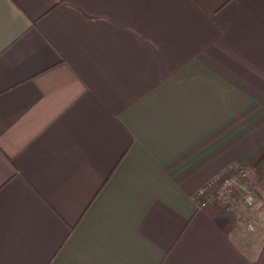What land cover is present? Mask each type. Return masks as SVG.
Here are the masks:
<instances>
[{
	"label": "crops",
	"instance_id": "1",
	"mask_svg": "<svg viewBox=\"0 0 264 264\" xmlns=\"http://www.w3.org/2000/svg\"><path fill=\"white\" fill-rule=\"evenodd\" d=\"M263 155L264 0H0V264H264Z\"/></svg>",
	"mask_w": 264,
	"mask_h": 264
},
{
	"label": "built area",
	"instance_id": "2",
	"mask_svg": "<svg viewBox=\"0 0 264 264\" xmlns=\"http://www.w3.org/2000/svg\"><path fill=\"white\" fill-rule=\"evenodd\" d=\"M259 185L252 166L242 161L232 162L200 187L195 199L200 208H205L216 199H224L227 210L237 212L239 224L253 231V210L264 205Z\"/></svg>",
	"mask_w": 264,
	"mask_h": 264
},
{
	"label": "trees",
	"instance_id": "3",
	"mask_svg": "<svg viewBox=\"0 0 264 264\" xmlns=\"http://www.w3.org/2000/svg\"><path fill=\"white\" fill-rule=\"evenodd\" d=\"M255 178L258 183L264 180V155L255 165ZM210 204L215 208V214H213L214 219L221 227L225 228L227 232L231 231L237 226V224H239L240 219L237 212L227 210L224 199H216L208 205ZM207 206L205 208H207Z\"/></svg>",
	"mask_w": 264,
	"mask_h": 264
},
{
	"label": "rangeland",
	"instance_id": "4",
	"mask_svg": "<svg viewBox=\"0 0 264 264\" xmlns=\"http://www.w3.org/2000/svg\"><path fill=\"white\" fill-rule=\"evenodd\" d=\"M261 208H262V207H260V208H256V209L253 210V211H254V216H253L254 223H255L256 215H257L258 211H259ZM254 230H255V229H254ZM253 233H255V232H253Z\"/></svg>",
	"mask_w": 264,
	"mask_h": 264
}]
</instances>
